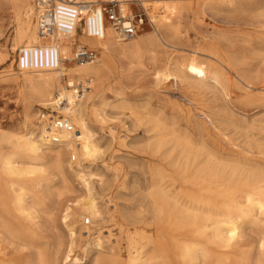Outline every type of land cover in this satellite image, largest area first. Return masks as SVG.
I'll use <instances>...</instances> for the list:
<instances>
[{
	"label": "bare ground",
	"instance_id": "obj_1",
	"mask_svg": "<svg viewBox=\"0 0 264 264\" xmlns=\"http://www.w3.org/2000/svg\"><path fill=\"white\" fill-rule=\"evenodd\" d=\"M14 1L16 16L12 47L18 52V70L24 75L31 102L24 114V131L18 135L15 133V136L0 133V264H80L78 258L72 257L77 237L69 224L71 208L68 207L63 216L70 241L62 260L58 255L60 248L49 250L44 242L43 228L46 218H50L52 213L49 199L67 188L66 156L74 160L78 156L77 169L73 168V162L68 165L87 188L89 198L83 206L92 218L100 216L93 190L87 181L91 175L84 168V161L100 150L89 125V112L95 118H101L94 106L95 99L102 95L103 90L97 82L112 74L116 59L142 51V44L136 39L138 33L126 39L130 42L120 44L125 40L119 39L106 17L103 4L118 3L121 14L127 17L126 13L131 9L129 3H141L148 19L152 18L156 23H152L154 32L149 36V44L159 43L172 50L182 49L183 30L179 23L169 24V16H179L185 6L178 4L182 0H86L88 9L76 20L72 31L42 37L38 32L37 1L36 6L34 0ZM240 2L242 0H205L200 8L202 12L214 15L221 9L231 10ZM63 19L68 21V18ZM79 28L82 31L80 37ZM74 46H88L97 52V59L68 65L76 60ZM194 55L198 56L199 53ZM198 60L197 57L186 60L179 56H168L157 74L187 88H214L229 96V78L223 72L227 68L235 70L244 89L253 88L248 76L236 69L235 57L227 59L223 54L213 52L205 64L199 65ZM249 73L257 74L261 70L250 68ZM66 75H69L67 86L62 84ZM76 83H85L87 86H84L83 93L86 89L87 93L75 95L73 87ZM110 90L118 99L113 102L102 100V106L135 109L130 101L121 97L120 84H115ZM57 96L60 98L56 99ZM62 100H66V105L61 114L47 117L43 113L41 122L35 123L32 102L55 112V107ZM132 115H135L133 111ZM57 116L69 118L74 131L50 130L49 122ZM206 117L210 124H214L211 115L207 114ZM160 124V121L157 122L158 126ZM254 128L252 144L237 152L232 166L220 163L219 157L213 153L198 163L205 149L195 150L189 138L175 135L177 155H173L174 149L167 156L175 158L173 165L184 174L181 179L184 192L173 195L164 187L161 179H156L152 186V199L157 219L162 226L176 234L172 237V244L162 248L160 240L152 242L154 252L146 258L139 256L140 248L132 247L129 264H170L169 257L174 251L182 264H264V119L256 121ZM54 135L59 137V143L52 142ZM157 137L154 148L158 151L166 145V141L162 139L163 136ZM5 142L10 144L7 153L1 149ZM159 173L157 170L155 175ZM56 178L58 182L54 180ZM79 217L83 218L82 215ZM86 234L91 237L90 230ZM95 238L97 255L94 264H122L115 259L116 256L113 258L114 255L111 257L101 253L100 237L97 235ZM89 248L90 244L84 251Z\"/></svg>",
	"mask_w": 264,
	"mask_h": 264
},
{
	"label": "rangeland",
	"instance_id": "obj_2",
	"mask_svg": "<svg viewBox=\"0 0 264 264\" xmlns=\"http://www.w3.org/2000/svg\"><path fill=\"white\" fill-rule=\"evenodd\" d=\"M34 1L36 6L37 0ZM204 1H179V5L185 6L181 9L180 17L169 16V24L179 23L182 26L183 46L180 50H172L159 43L149 44V36L154 32L152 23H156L154 19H148L141 3H129L131 9L126 13L127 17L142 13L145 19L136 36L142 44V51L137 55L119 56L116 59L112 74L97 82L103 90L102 95L95 99L94 106L101 118L97 119L89 112V125L100 150L84 161V168L91 175L87 181L93 190L100 216L92 218L83 206L89 198L87 188L68 165L73 162V168L77 169L78 156L75 160L66 156L67 188L60 195L49 199V210L52 213L50 218H46L43 228L44 242L49 250L60 248L58 255L61 260L70 241L69 231L63 223L68 207L72 211L69 224L77 237L72 257L78 258L80 264H94L97 235L102 245L101 253L111 257L114 255L113 258L116 256L115 259L122 264H129L132 247L140 248L139 256L146 258L154 252V241L160 240L161 248L172 244L176 232L164 225L163 228L157 219L152 186L154 180L161 179L171 194L181 195L184 192L181 180L184 174L173 165L175 158L168 157L173 153L172 150L175 149L173 155L178 152L175 135L189 138L195 150L205 149L198 163L213 153L219 157L220 163L232 166L231 162L236 159L237 152L252 144L256 121L264 119V0H242L231 10L221 9L214 15L202 12L200 4ZM115 4L118 7V3ZM15 7L14 0H0V133H8L9 136L24 131V114L31 102L24 75L18 70V52L12 47ZM81 34L79 28L78 37ZM130 41L125 40L120 44L125 45ZM85 48L90 49L88 46ZM77 49L74 46V54ZM213 52H219L227 59L235 57L236 69L248 76L253 88L244 89L235 70L227 68L223 72L229 78V96L214 88H187L157 74L168 56H179L186 60L197 57L198 64L203 65L210 60ZM76 63L73 60L68 65ZM250 68L259 69L261 73L251 74ZM68 81L69 75H66L62 84L67 86ZM115 84H120L121 97L130 101L134 110L101 105L102 100L113 102L118 99L111 90L108 91ZM68 89L73 91L70 87ZM32 104L37 124L41 122L43 113L47 117L61 114L66 100L55 107V112L34 102ZM132 111L135 115H132ZM207 114L211 115L214 124L208 122ZM159 121L161 124L158 126ZM157 136H163L162 139L166 141V145L158 151L154 148ZM9 148L10 144L2 143L4 153ZM157 170L159 175H155ZM54 180L58 182L57 178ZM86 219L90 223L87 224ZM88 230L91 237L86 234ZM88 244L91 248L85 252ZM169 263L182 264L175 251L170 255Z\"/></svg>",
	"mask_w": 264,
	"mask_h": 264
},
{
	"label": "built area",
	"instance_id": "obj_3",
	"mask_svg": "<svg viewBox=\"0 0 264 264\" xmlns=\"http://www.w3.org/2000/svg\"><path fill=\"white\" fill-rule=\"evenodd\" d=\"M37 7L39 9L38 32L42 37H49L57 32L67 34L72 31L76 20H79L83 12L88 9V3L86 0H37ZM104 9L108 21L112 24L121 40L134 37L144 25L145 19L142 13L132 17H125L115 3H110ZM63 18H68V21ZM97 56L96 51L85 47L78 48L75 52V59L78 62L94 61ZM73 89H75V95H82L84 84L78 83ZM49 129L66 132L74 131L69 118L64 116H57L50 120ZM51 140L53 143L60 142L59 137L55 135ZM85 222L88 224L90 220L86 219Z\"/></svg>",
	"mask_w": 264,
	"mask_h": 264
}]
</instances>
